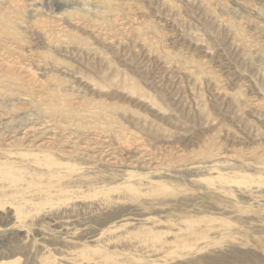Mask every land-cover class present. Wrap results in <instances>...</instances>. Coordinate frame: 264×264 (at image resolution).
<instances>
[{
    "label": "rangeland",
    "instance_id": "374dc122",
    "mask_svg": "<svg viewBox=\"0 0 264 264\" xmlns=\"http://www.w3.org/2000/svg\"><path fill=\"white\" fill-rule=\"evenodd\" d=\"M0 264H264V0H0Z\"/></svg>",
    "mask_w": 264,
    "mask_h": 264
}]
</instances>
